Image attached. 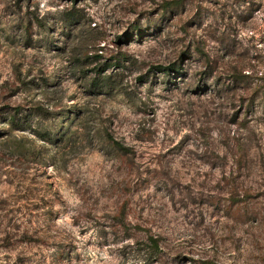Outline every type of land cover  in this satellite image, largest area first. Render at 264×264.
I'll list each match as a JSON object with an SVG mask.
<instances>
[{
  "label": "rangeland",
  "instance_id": "rangeland-1",
  "mask_svg": "<svg viewBox=\"0 0 264 264\" xmlns=\"http://www.w3.org/2000/svg\"><path fill=\"white\" fill-rule=\"evenodd\" d=\"M0 264H264V0H0Z\"/></svg>",
  "mask_w": 264,
  "mask_h": 264
},
{
  "label": "trees",
  "instance_id": "trees-1",
  "mask_svg": "<svg viewBox=\"0 0 264 264\" xmlns=\"http://www.w3.org/2000/svg\"><path fill=\"white\" fill-rule=\"evenodd\" d=\"M105 78L109 79L108 76ZM12 124H15L14 121ZM135 244L137 245L138 251H143L145 263L148 261H158L159 255L161 253V244L158 237L148 235L145 240H136Z\"/></svg>",
  "mask_w": 264,
  "mask_h": 264
}]
</instances>
